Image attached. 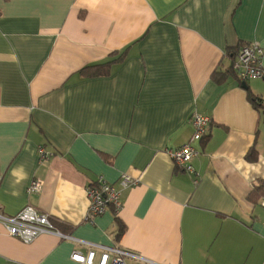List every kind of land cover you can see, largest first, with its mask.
Here are the masks:
<instances>
[{"label":"crops","instance_id":"0c3cea01","mask_svg":"<svg viewBox=\"0 0 264 264\" xmlns=\"http://www.w3.org/2000/svg\"><path fill=\"white\" fill-rule=\"evenodd\" d=\"M248 43L264 52V0H0V213L30 205L70 237L24 244L0 223V264H77L89 245L153 264H264V195L249 198L264 184V123L247 99L264 104V79L212 78ZM194 112L212 120L197 180L167 153ZM121 175L136 181L121 209L85 221L88 185Z\"/></svg>","mask_w":264,"mask_h":264},{"label":"built area","instance_id":"2783aa9c","mask_svg":"<svg viewBox=\"0 0 264 264\" xmlns=\"http://www.w3.org/2000/svg\"><path fill=\"white\" fill-rule=\"evenodd\" d=\"M263 56V49L257 43L242 45L235 54L232 64V72L235 77L241 83L264 79ZM189 122L193 129L191 137L181 147L169 150L167 153L176 168L185 173L195 175L197 180V175L192 167V162L200 155L196 144L207 137L212 120L209 116L194 112L191 114ZM48 157L49 154L44 147L40 146L38 148L39 162H43ZM134 184H136V181L127 175H121L115 184L107 183L101 178L90 183L86 192L88 208L85 221H92L110 208L118 212L121 209L123 191ZM41 189L42 183L37 179H33L27 189V193L38 194ZM262 206H264V201ZM0 223L10 237L17 238L24 244H30L44 234H54L62 239H70L69 236L54 228L47 215L39 213L30 205L25 206L12 216L0 213ZM89 247L85 255L72 253L71 260L77 264H126V260L133 261V264H153L135 254L122 251L116 247L108 248L94 245H89Z\"/></svg>","mask_w":264,"mask_h":264},{"label":"trees","instance_id":"16d2710c","mask_svg":"<svg viewBox=\"0 0 264 264\" xmlns=\"http://www.w3.org/2000/svg\"><path fill=\"white\" fill-rule=\"evenodd\" d=\"M238 49H228L227 50V55L233 59L235 57V54L237 53ZM123 59V55H120L118 58L112 59L107 61L106 63L100 64V65H94V66H89L84 68L80 73L87 75V76H97V75H103L107 73L108 68L114 64L118 63ZM233 72L231 71V68H228L224 72H216L212 76V78L217 82L220 83L222 80L227 78L228 76H233ZM241 83V82H240ZM247 99L251 103L252 107L259 111L261 113V116L263 118V123H264V104L261 101V99L255 95H253L249 90H247ZM253 154L251 156L247 155V160L248 161H254V158H252ZM264 195V184L262 182H258L254 184L253 189L249 195L250 200H254L257 197L263 196ZM117 234L116 238H120L121 234L123 232V226L117 221Z\"/></svg>","mask_w":264,"mask_h":264}]
</instances>
